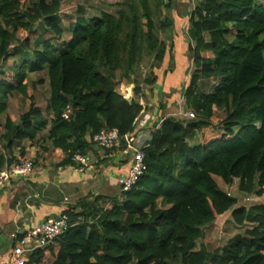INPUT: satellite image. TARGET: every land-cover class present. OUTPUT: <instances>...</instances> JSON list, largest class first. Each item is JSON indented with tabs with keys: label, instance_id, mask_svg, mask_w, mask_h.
<instances>
[{
	"label": "trees",
	"instance_id": "obj_1",
	"mask_svg": "<svg viewBox=\"0 0 264 264\" xmlns=\"http://www.w3.org/2000/svg\"><path fill=\"white\" fill-rule=\"evenodd\" d=\"M62 1L0 0V60L17 57L10 79L1 71L0 117L13 94L30 101L18 120L5 115L0 168L19 161L13 148L22 141L61 149L62 165L95 154L89 138L104 129L116 128L125 143L144 109L143 87L157 82L154 69L171 53L172 37L167 45L159 32L171 30L173 0H122L91 16L80 6L65 24ZM187 37L195 69L182 96L194 118L166 116L151 132L137 182L66 210L68 229L29 264H264V203L238 205L214 178L237 179L241 194L264 200V0H200ZM146 58L150 73L140 79ZM39 72L48 81L45 112L31 94L43 80L28 79ZM229 210L236 225H249L208 250L201 228Z\"/></svg>",
	"mask_w": 264,
	"mask_h": 264
},
{
	"label": "crops",
	"instance_id": "obj_2",
	"mask_svg": "<svg viewBox=\"0 0 264 264\" xmlns=\"http://www.w3.org/2000/svg\"><path fill=\"white\" fill-rule=\"evenodd\" d=\"M198 1L200 0H173L174 14L172 16L174 15V23L171 27L173 30L171 51L176 52L179 46L182 48L183 44L178 40L177 24L179 26L185 20L188 26L191 11ZM188 3L191 8L179 9L180 6L184 7ZM184 42L186 46L189 45L188 38ZM157 83L149 86L153 99L150 102L155 103L156 101ZM166 83L169 86L176 85L177 79L173 78L170 81L171 84L165 81ZM162 96V93H159L157 97L162 98ZM174 99V94L167 98L165 102L167 106ZM149 105H145L138 116L136 129L159 124L160 121L168 116V114H164L167 106L162 108L160 103H155L154 106ZM2 132L3 129L0 134ZM124 144L121 142L118 147L109 152L94 148L95 154L88 153L89 164L84 166V169L75 163L62 165L61 162L64 159L62 150L53 149L47 143L33 144L29 141H22L20 145L14 146L13 155L19 160H31L33 162V170L29 176L14 181L11 185L0 190V259L5 257L15 243L12 234L21 236L34 225L48 218L58 217L70 208L76 213L80 212L81 202L92 201L95 196H118L120 194L118 180L120 177L127 175L131 160L129 153L125 151ZM21 147L24 148L22 157L19 155ZM215 177L218 178L217 176ZM219 179L221 180V178ZM228 212L230 210L224 214ZM222 215L218 216L217 219ZM217 219L215 223H217ZM247 224L245 223L242 226L246 228ZM201 229L203 232L201 239H204L207 236V229L206 227ZM204 242L205 247L207 246L208 250H212L208 248L206 239H204Z\"/></svg>",
	"mask_w": 264,
	"mask_h": 264
},
{
	"label": "rangeland",
	"instance_id": "obj_3",
	"mask_svg": "<svg viewBox=\"0 0 264 264\" xmlns=\"http://www.w3.org/2000/svg\"><path fill=\"white\" fill-rule=\"evenodd\" d=\"M26 6L30 5L31 0H23ZM122 0H63L62 6L60 10V17L62 19V24L66 23V16L75 15L76 10L78 7L82 6L86 11V16H91L98 14L100 10H108L112 11L116 8V3L121 2ZM185 5V4H184ZM178 8V7H177ZM189 9L191 8L189 3L186 4L184 7H179V9ZM186 9V10H187ZM172 14L174 12L172 11ZM174 18V15L172 16ZM177 30H178V40L183 44L182 48L179 46L176 49V52L167 51V57L165 59L164 64H161L160 67L154 69V72L157 73L158 80H157V95H156V101L155 103H161L164 104L165 107L167 104L165 103L167 98H169L172 94L175 95V99L170 101V105L166 107V110L164 112L165 115L168 114V116H173L178 119L180 122H187L190 119L194 117H187L185 114L188 112H191V110L187 109L184 105V98H183V90L188 84L189 76L192 74V72L195 69V66L192 63L191 54L188 51V46L185 45L184 40H187L186 30H187V22L184 20L180 23L178 26L177 24ZM40 34V31H34L33 33H30L29 35L24 33H18V39L22 40L26 36H29L31 38H35L36 35ZM171 36L173 37V30L159 32V38L165 42L168 45L167 37ZM177 40V41H178ZM17 43H14V46H16ZM172 55V57L170 56ZM17 57L10 58L7 61L0 60V78L3 76L1 71L4 72V78H9L14 73L13 69V61L16 60ZM150 63L149 58L144 59V62L141 64L138 75L140 76V79H144L145 76H148L150 73ZM174 72V74H173ZM2 77V78H3ZM177 79L176 85H167L165 84V81L169 82L172 79ZM28 79L30 82L37 81L42 79L43 84H40L36 86L34 90H31V94L34 97L35 102L38 104V106L42 109V111L45 112L46 107V99L48 96V81H47V75L45 72H39V73H30L28 75ZM216 81L210 80L207 81V85L205 88H208L209 86L212 87L213 84H215ZM171 84V83H170ZM174 89H172L173 87ZM144 94L146 95L145 98L139 99L140 104L144 107L145 105L150 104L149 106H154V102L152 101L151 96V89L149 86L145 85L143 87ZM153 90V89H152ZM208 90V89H206ZM159 93H162V98L157 97ZM150 102V103H149ZM30 104V101L28 99L23 98L19 94H13L9 97L7 101V108L5 113L0 117V132L3 129V123L5 120V115L12 114L16 120L19 119V115L28 109ZM148 107V106H147ZM218 120L223 119L224 112L221 111H215V115ZM215 180L219 187L226 191L230 195H234L238 197V205H244L246 207H249L252 204H259L264 203V200L262 197H258L254 194L249 195H243L238 191V180L234 179L233 183L227 185L222 182V180L215 177ZM114 197V195H113ZM249 225V224H248ZM206 242L208 245V248L213 249L219 246L224 245L227 240L235 235L238 232H242L245 227H241L235 224V222L232 220L230 212L222 215L217 219V223H215V226H208L206 227ZM204 239L199 240L204 246L205 242ZM207 247V246H206Z\"/></svg>",
	"mask_w": 264,
	"mask_h": 264
},
{
	"label": "built area",
	"instance_id": "obj_4",
	"mask_svg": "<svg viewBox=\"0 0 264 264\" xmlns=\"http://www.w3.org/2000/svg\"><path fill=\"white\" fill-rule=\"evenodd\" d=\"M187 117H194V113L188 112ZM159 124L149 125L147 128L136 129L132 134L123 137L125 151L129 153L131 160L127 175L119 178L120 191H128L146 171L144 148L148 146L151 132L158 129ZM121 136L116 128L104 129L94 134L89 140L97 149L112 150L119 146ZM72 160L82 168L89 164V155L76 154ZM84 169V168H83ZM33 170V162L29 159H20L12 164H5L0 168V190L14 181L29 176ZM68 217L65 213L58 217L48 218L23 233L21 236L12 234L15 243L0 264H29V256L38 248H43L52 243L56 238L68 229Z\"/></svg>",
	"mask_w": 264,
	"mask_h": 264
},
{
	"label": "water",
	"instance_id": "obj_5",
	"mask_svg": "<svg viewBox=\"0 0 264 264\" xmlns=\"http://www.w3.org/2000/svg\"><path fill=\"white\" fill-rule=\"evenodd\" d=\"M168 0H165V2H167Z\"/></svg>",
	"mask_w": 264,
	"mask_h": 264
}]
</instances>
